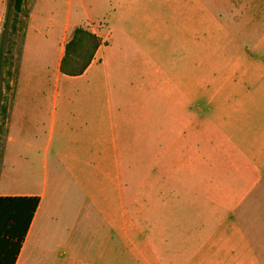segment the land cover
Returning <instances> with one entry per match:
<instances>
[{"label": "crops", "instance_id": "1", "mask_svg": "<svg viewBox=\"0 0 264 264\" xmlns=\"http://www.w3.org/2000/svg\"><path fill=\"white\" fill-rule=\"evenodd\" d=\"M132 5H116L111 31L117 28L118 35H126L123 25L130 18ZM147 6L149 14L135 31L147 38L186 39L191 45L188 66L192 63L199 74L207 69L219 86L206 112L214 133L224 142L220 150L223 161L221 165L209 161L208 180L214 181L216 165L218 174L225 175L229 169L225 157L234 156L237 161H231L234 169L229 171L254 178L255 195L264 198V152L262 156L254 153L255 142L261 141L264 148V0H165L157 7L148 0ZM84 29L103 44L83 74H60L62 54L56 64L53 60L55 71L50 75L47 63L40 64L43 76L28 72V67L22 72V89L6 137L0 142V198H37L38 202L16 256L14 241L0 236V264H166L163 249L158 251L160 245H168L180 256L187 251L194 256L198 240L189 241L186 245L192 248L186 249L177 237L182 246L177 244L175 249L163 232L151 239L148 222L137 221L135 209H148L153 192L156 197L161 192L169 197V189L165 191L169 184H176L171 190L174 197H198L195 183L202 167L207 166L196 156L200 149H193L192 162L180 157L184 145L176 149L177 161L167 159L168 151L156 157L149 169L163 168V184L160 191L152 186L148 194V96L156 83L145 76L135 79L128 70L122 73L120 64L107 62L100 29ZM202 50L207 54L203 64ZM143 54L148 68V48ZM162 85L175 90L173 99L186 109L187 116L195 119L196 113H201L198 104L197 110H192L179 93L183 86L180 78H167ZM50 86L53 92L45 97L43 87ZM42 98L47 105L42 104ZM43 106L48 114L42 111ZM152 128L150 133L173 131L158 125ZM188 182L191 184L186 187ZM250 194L251 190L244 188L225 191L226 197ZM0 209H15V205L0 204ZM243 226L231 228L253 229L254 233L226 240L224 264H264V223ZM7 227L0 223L1 230L7 231Z\"/></svg>", "mask_w": 264, "mask_h": 264}, {"label": "rangeland", "instance_id": "2", "mask_svg": "<svg viewBox=\"0 0 264 264\" xmlns=\"http://www.w3.org/2000/svg\"><path fill=\"white\" fill-rule=\"evenodd\" d=\"M13 1L0 0V142L6 137L7 125L11 122L16 98L22 89L24 67L29 68H26L28 72L32 70L36 75L40 72L43 76L45 70H41L40 64L47 63L50 68L49 75L52 74L55 71L51 67L52 62L54 60L56 64L60 54L63 55L60 50L64 49L74 28H99L106 44L102 54L107 62L112 65L120 64L122 73L128 70L130 76L135 79L145 76L156 83L149 87L148 96V194L152 192V186L154 190L160 191L163 184V181L160 182V175L164 174L163 168L160 167L154 168V172L150 171L151 162L155 161L156 157L159 159L160 154L164 155L166 151L167 159L177 161L178 145H184L180 155L182 160L192 162L193 149H200L196 156L207 165L202 167L201 173H198V182L195 183L198 197H174L171 192L176 187L174 182L175 187L170 184L165 187V191L166 188L169 189V197H165L166 192H161L157 197L153 192L148 197V209H135V219L148 222L147 232L151 239L159 238L161 232L165 234L164 238L167 237L165 239H174L167 242L175 249L177 244H184L186 249H191L192 247L186 244L194 239L199 241L198 251H195L194 256L192 251L180 256V253L171 250L168 245H160L158 251L163 249L162 255L165 256L164 259L167 258L166 264H224L226 240L244 237L247 232L254 233L253 229L237 231L231 226L242 228L243 225L250 227L264 223V198L256 197V191L253 189L257 181L254 178L229 171L234 169L231 161H237L234 156L225 157L229 165L225 175L218 174L219 167L216 165L212 171L214 181L208 180L211 178L209 161L218 164L223 161L220 150L224 142L214 133L206 112L210 100L218 94L219 86L216 79L213 78L212 82L207 69H202L199 74L197 70L194 72L192 69V63L188 66L186 58L187 50L191 46L189 42L176 36L147 38L135 31L138 29L136 26L143 23L144 16L149 14L148 6L145 8L148 0H23L19 13L14 11ZM149 1L157 7L165 0ZM120 3L132 5L128 14L130 18L123 25L126 32L124 36L117 34V28L114 32L110 30V20L116 18V5ZM204 44L205 40L202 39V45ZM145 48H148V68L144 67ZM206 60L207 54L202 50V64ZM171 77L180 78L183 86L179 87V93L192 110L196 111L199 105L201 113H196L195 119L187 116L186 109L180 103L177 106L173 99L177 96L175 90L162 85ZM42 91L46 97L52 94L53 88L43 87ZM166 93H169L168 97L165 96ZM41 102L47 105L46 98H42ZM42 111L48 114L44 106ZM44 113L41 115L44 116ZM153 125L168 127L173 131L167 134L150 133ZM255 143V155L262 156V142ZM251 146L249 143L248 148ZM161 148L165 151L161 152ZM239 172H242V169ZM190 184L191 182L186 183V187ZM162 188L164 189V186ZM228 188L249 189L251 194L248 197H226L225 191ZM156 225L168 228L160 230L154 228ZM177 237L182 239V245L176 242Z\"/></svg>", "mask_w": 264, "mask_h": 264}, {"label": "trees", "instance_id": "3", "mask_svg": "<svg viewBox=\"0 0 264 264\" xmlns=\"http://www.w3.org/2000/svg\"><path fill=\"white\" fill-rule=\"evenodd\" d=\"M23 0H14L13 9L19 13ZM103 44L101 38L81 27L73 29L64 45L59 63V73L68 77L83 74L91 63L97 49ZM37 198H0V204L11 203L15 209H0V223H7V231L0 229V236L14 241L15 256L24 240L37 206Z\"/></svg>", "mask_w": 264, "mask_h": 264}]
</instances>
